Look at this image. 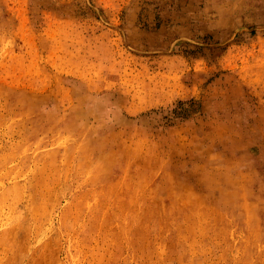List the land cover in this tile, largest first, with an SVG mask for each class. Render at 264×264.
I'll return each instance as SVG.
<instances>
[{
    "label": "rangeland",
    "instance_id": "rangeland-1",
    "mask_svg": "<svg viewBox=\"0 0 264 264\" xmlns=\"http://www.w3.org/2000/svg\"><path fill=\"white\" fill-rule=\"evenodd\" d=\"M0 264H264V0H0Z\"/></svg>",
    "mask_w": 264,
    "mask_h": 264
},
{
    "label": "trees",
    "instance_id": "trees-1",
    "mask_svg": "<svg viewBox=\"0 0 264 264\" xmlns=\"http://www.w3.org/2000/svg\"><path fill=\"white\" fill-rule=\"evenodd\" d=\"M183 104L182 102H180V105Z\"/></svg>",
    "mask_w": 264,
    "mask_h": 264
}]
</instances>
